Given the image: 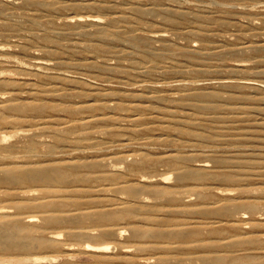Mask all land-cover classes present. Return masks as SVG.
I'll return each mask as SVG.
<instances>
[{
	"label": "rangeland",
	"instance_id": "1",
	"mask_svg": "<svg viewBox=\"0 0 264 264\" xmlns=\"http://www.w3.org/2000/svg\"><path fill=\"white\" fill-rule=\"evenodd\" d=\"M14 166L80 176L4 183ZM43 197L86 216L48 224L26 206ZM120 199L146 204L151 220L98 222ZM5 210L23 226L34 216L35 236L59 242L0 250V264H206L198 253L212 251L224 264H249L246 255L264 264V0H0ZM176 223L195 238L224 239L174 251L133 231ZM79 227L95 237H77Z\"/></svg>",
	"mask_w": 264,
	"mask_h": 264
},
{
	"label": "bare ground",
	"instance_id": "2",
	"mask_svg": "<svg viewBox=\"0 0 264 264\" xmlns=\"http://www.w3.org/2000/svg\"><path fill=\"white\" fill-rule=\"evenodd\" d=\"M84 20H85L84 18H79V21H84ZM87 20L93 23H96V24H99L100 22H102V20H100L98 17L87 18ZM36 110L40 111L41 109L38 107V109L36 108ZM93 120H94L93 118H84L83 122L88 123V122H92ZM199 166H200V170H205L208 165L206 163H203V164H200ZM70 175L74 177L80 176L78 172H72L71 174H69L68 171H66L64 168L59 167V166L52 167V168L32 167L30 169L14 166V168L9 169L7 171V175L4 177L3 182L4 183H26V182L42 183V182H45L48 184L63 183L70 178L69 177ZM179 177L182 180L186 177V175H184L183 173V175L181 174ZM84 178H86L87 181H93V178H91L90 176H85ZM105 178L108 179L109 176H105ZM221 178H223L224 180H231L233 176L227 174V175H222ZM53 198L52 199H49L48 197L36 198L33 200V202H31V204H27L26 206L38 209L42 213L44 219L46 220L48 224L67 223V222H73L77 224L82 223V219L86 216V213L84 212H81V214L77 213L79 211V208L77 207L71 208L72 205L71 203H69V201L59 200L60 198L58 200H54ZM125 203L126 202L120 199L118 202H116V204H111L110 206H116V207L119 206V207L113 208L112 210L108 212H100L98 222L119 221V220H125L128 218L131 219V218H137V217L142 220H151L147 217L142 216L145 212H144V209L141 207L145 206L146 204L124 206ZM26 206L20 205L19 207L25 208ZM247 208L249 210H255L257 206L255 204H251V205H247ZM8 211L5 210V211L0 212V250L28 251L29 249L28 244L30 243L27 244V240H30V239H33V241L34 240L36 241L34 247L37 246L39 249L56 247L57 243L59 242L58 237H53L52 239L47 240L44 237L35 236L34 228H32L33 225L36 224L35 223L36 220L34 219V216H31V219L29 220L30 224L28 226H23L20 224L21 223L20 219L15 217L14 215H11ZM86 229L87 228L79 227L77 231H75V235L77 237H84V236L95 237L94 234L87 231ZM133 231H134V235L139 239H146L149 237L164 239L168 244L172 245V250L174 251L175 250L183 251V249L187 250L192 247H196V248L199 247L202 249L214 248L216 243L213 242L212 240H217V243H220V242L222 243L224 239V238H219V237H215L216 239H211V240L195 238L193 232H191L187 228H184L182 224H178V223L173 224L170 230L169 229L168 230H160V229L152 230V229L146 228V226L144 227L140 225V226H133ZM105 235H110L114 238L118 237V233L116 231H113L112 229H110L107 233H105ZM245 242L246 241L242 243L240 242L238 245L245 244ZM86 249L91 252L103 254L104 252H108L109 249H112V248L110 246L103 245V244H98V245L88 244ZM198 254L201 256L203 262L206 264H224L225 258L222 256H218L216 251H212L210 252V254H207V255L203 253H198ZM104 257L108 259V261H111L109 257L107 258L106 255H104ZM239 258L246 259L247 261H249L248 262L249 264H251L253 262V259H255V257L252 255H246L243 257H239ZM109 263L112 264L113 262H109ZM4 264H7V263H4Z\"/></svg>",
	"mask_w": 264,
	"mask_h": 264
}]
</instances>
